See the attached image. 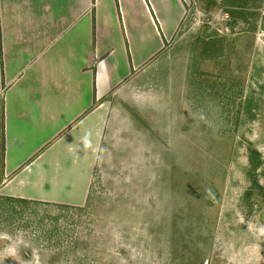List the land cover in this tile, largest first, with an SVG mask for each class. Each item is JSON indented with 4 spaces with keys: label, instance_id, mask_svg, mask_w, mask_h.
I'll return each instance as SVG.
<instances>
[{
    "label": "rangeland",
    "instance_id": "374dc122",
    "mask_svg": "<svg viewBox=\"0 0 264 264\" xmlns=\"http://www.w3.org/2000/svg\"><path fill=\"white\" fill-rule=\"evenodd\" d=\"M140 78L86 205L0 202V264H264V0H189Z\"/></svg>",
    "mask_w": 264,
    "mask_h": 264
},
{
    "label": "crops",
    "instance_id": "0c3cea01",
    "mask_svg": "<svg viewBox=\"0 0 264 264\" xmlns=\"http://www.w3.org/2000/svg\"><path fill=\"white\" fill-rule=\"evenodd\" d=\"M188 4L0 0V202L86 205L121 90L165 53Z\"/></svg>",
    "mask_w": 264,
    "mask_h": 264
},
{
    "label": "trees",
    "instance_id": "16d2710c",
    "mask_svg": "<svg viewBox=\"0 0 264 264\" xmlns=\"http://www.w3.org/2000/svg\"><path fill=\"white\" fill-rule=\"evenodd\" d=\"M254 168L255 169H258L259 168V162L256 165H254Z\"/></svg>",
    "mask_w": 264,
    "mask_h": 264
}]
</instances>
